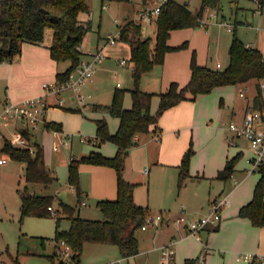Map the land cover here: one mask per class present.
Returning a JSON list of instances; mask_svg holds the SVG:
<instances>
[{
    "label": "rangeland",
    "instance_id": "1",
    "mask_svg": "<svg viewBox=\"0 0 264 264\" xmlns=\"http://www.w3.org/2000/svg\"><path fill=\"white\" fill-rule=\"evenodd\" d=\"M86 1L89 9L79 14L81 20L91 24V29L81 45V50L84 52L95 51L99 46L104 45L105 39L109 35L117 36L120 24L126 21L125 15L129 13V19H134L137 9L144 3V0H131L130 2L118 0ZM175 1L179 3L187 2L195 13L201 6V0ZM257 8V3L254 0H221L218 8L209 9L214 13H218L219 17L218 19H212L208 28L200 24L196 27L173 30L169 39L170 46H179L184 43H187V46L168 51L162 64H156L150 71V75L145 76L144 74L142 76L139 82L140 87L143 89L144 83L153 77L164 75L167 79L166 82H168L165 90L169 88L172 82L185 84L173 78L187 75L189 77L188 81L190 80L191 62L194 55L199 64L216 68V63L219 61L223 67L227 66L230 62L229 49L235 34L245 44H250L253 47L259 46L264 50V9L261 12L260 10L256 11ZM253 10L256 12L254 13ZM208 15H210V12L207 9L203 19H207ZM222 19L236 26L230 31L216 22ZM250 23L254 26H250ZM256 26H260L262 29L259 30ZM156 29V21L144 24L143 35L152 38L155 42ZM52 38L53 29L49 27L46 29L44 41H52ZM123 44L125 43L117 42L114 46ZM114 46H108L106 50ZM259 47L256 48L260 49ZM87 58H89L88 55L84 57V59ZM63 63L68 64L69 62ZM133 84L129 64L122 65L119 60L115 61L105 57V60L97 66L93 81L84 87V91L93 96L92 105L83 108L82 111L67 110L63 107L55 110L60 118H64L63 122L70 132L81 133L86 138L84 142L77 141L74 143L72 153L76 157L80 158L92 151V144L97 141L95 119L105 115L110 131L112 133H114L113 131L116 132L120 120L108 113L104 106L112 102L116 89H124L125 102L132 105L130 90ZM238 86L243 87L246 91L245 98L239 95ZM238 86H223L220 89H213L208 94L199 95L203 115L201 118L198 117L199 125L194 129L193 137L190 136L194 153L190 159L187 175L181 176L179 167L161 165L162 168H157L160 165L153 166L148 161L144 164L145 150L143 144L133 146L129 151L126 165L130 169H127L125 176L137 184V195L143 201V206L149 205L152 211V213H149L150 216L161 213L165 218L158 227L145 222L148 229L137 231L140 239L139 253L129 263L125 259L122 264H159L161 255L157 247L167 237L168 232L180 239L179 228L182 229V225H177L173 222V219L181 214V207L185 208L186 217L189 219L207 214L211 199L219 193H222V195L230 193L232 200V205L224 207L221 211V227L217 230H202V244L194 238L183 239L179 243L176 242L174 245L176 264H183L187 258H198V262L201 264H248L245 260H237V253L264 257V225L258 226L249 219L241 220L240 218L231 217L228 212L242 201L253 198L255 187L261 178V172L255 171L247 178L243 171L238 172V177L245 179V181L235 190H230L231 182L210 181L213 172H216L219 164L225 163L227 157L233 159L239 155L236 164L238 170L249 167L245 157L241 155L242 149L229 145L227 137L230 131L226 126L231 120L233 109L242 111L244 101L245 104L249 103V96L256 91V82L252 80L247 84ZM5 89V85L0 84V95L4 93ZM95 101L102 105V110L94 108ZM157 109L158 106L153 113ZM64 111L67 115L63 114ZM51 115L52 109L47 113V117L50 118ZM37 129L38 140L45 144L47 167L59 178L58 182L51 185V189L65 202L71 205L78 204L76 190L71 188L68 180L69 163L65 164L64 160L70 159L71 151L63 146L59 152H50L56 139L53 140L51 132L44 131L42 123ZM44 132L46 136H43V138L42 134ZM2 143L3 140L0 138V147ZM100 151L106 156H114L117 148L111 141H106L101 144ZM0 155L4 156L1 151ZM97 166L99 165L83 163L79 167L80 187L82 192L87 194V199L83 195L87 206L80 204L79 208H81L82 216L92 219L102 218L97 202L103 199L101 195L102 186L107 185L104 178H100L88 170ZM144 166H149L152 169L149 179H145L141 171ZM100 167L112 170L117 184L116 170L109 166ZM22 172V163L19 161L10 160L3 167L0 166V253L2 238L5 242L4 248H6L4 254L7 258L13 260V263L16 264L15 261H17L20 264H51L47 254L51 251L52 241H48L49 245L45 249L41 246V239L38 236L53 238L56 231V220L53 217L26 216L23 219L19 217L20 198L16 192L15 182ZM223 188L226 190L223 191ZM169 217H172V220L167 223ZM68 224L69 220L63 217L60 228L64 229ZM121 257V251L115 244L88 243L85 244L80 264H100Z\"/></svg>",
    "mask_w": 264,
    "mask_h": 264
},
{
    "label": "trees",
    "instance_id": "2",
    "mask_svg": "<svg viewBox=\"0 0 264 264\" xmlns=\"http://www.w3.org/2000/svg\"><path fill=\"white\" fill-rule=\"evenodd\" d=\"M130 2L131 0H118ZM146 1V0H144ZM263 10L264 0H254ZM221 0H201V6L195 13L187 2L179 3L175 0L166 2L156 19V39L143 35V25L127 18L119 30V41L126 42L131 48L130 62L133 67V87L130 90L132 105L124 106V89H116L112 102L105 105L113 116L120 118L119 127L112 133L106 117L95 119L96 146L111 141L117 146L114 156H106L100 150H92L80 158L73 157L69 163V183L78 195V204L71 205L53 194H38L30 184L41 183L50 186L56 176L47 167L43 145L35 140L34 129L28 127L21 132L34 148L17 146L9 136H5L1 152L7 158L25 163V184L18 189L21 197V217H53L56 219L55 236L52 239L66 240L76 251L75 264L81 262L86 243L115 244L119 247L122 257L129 259L140 251V240L137 231L145 224L149 214L147 207L136 203L134 191L136 183L126 179L124 170L126 158L130 149L138 141L136 136L157 132L163 114L173 106L186 99H194L201 94H208L215 88L230 85H244L250 81L256 82L254 106H264V92L261 84L264 82L263 52L251 45L245 44L235 34L230 45V62L221 68H211L206 64H199L195 55L191 62V78L185 84L172 82L169 88L159 93V105L155 113L152 112L154 92L144 90L139 82L142 76L149 73L156 64H162L166 53L187 46H170L171 32L184 27H196L202 24L207 9L218 8ZM89 5L86 0H0V62L13 61L21 51L23 42L42 43L47 28L53 29V38L49 46L50 54L58 63L69 62L67 69L58 71L56 80L65 81L70 74L85 60L88 55L81 50L82 42L91 29V24L80 19L79 14L87 11ZM95 109L103 108L94 104ZM67 110L82 111L80 108L65 107ZM44 128L48 131H62V123L46 122ZM194 150L192 143L184 152L180 169L181 176L189 173L190 159ZM239 155L229 159L219 171L218 177L227 181L236 170ZM83 163L99 166H109L116 170L117 197L115 199H101L97 207L102 218L92 219L84 217L79 212V205L84 196L80 187L79 167ZM261 178L257 183L253 198L241 206L239 216L249 218L253 224L264 225V166L261 167ZM55 205V207H54ZM52 206L55 212L49 207ZM63 217L70 221L68 229H61ZM49 239V240H52ZM44 244L48 238L41 237ZM56 252L51 256L53 264L57 262ZM255 260L251 261L254 262ZM18 264L17 261H15ZM183 264H198V258H187Z\"/></svg>",
    "mask_w": 264,
    "mask_h": 264
},
{
    "label": "crops",
    "instance_id": "3",
    "mask_svg": "<svg viewBox=\"0 0 264 264\" xmlns=\"http://www.w3.org/2000/svg\"><path fill=\"white\" fill-rule=\"evenodd\" d=\"M258 10L263 12V10H261L259 7L257 8L256 11H258ZM256 11L253 10L254 13ZM129 17H130L129 13H127L125 15V19H127ZM123 24H120V27ZM249 25L254 26V24H251V23ZM206 27L208 28L209 26H206ZM256 28L259 30L262 29V27H260V26H258V27L256 26ZM51 42H52L51 40L43 41L40 44L31 43V42H23L22 51L16 59H14L13 61L0 62V84L5 85V87H6V89L4 90V93L2 95H0V112L2 111L3 105L7 100L20 101V100L25 99L27 97L36 96V95H40V94L44 93V89L42 87V84L44 82L55 81L57 72L67 69V67L69 66V63L68 64L67 63L64 64L63 62L58 63L55 59L52 58V56L50 54V49H49ZM118 42H123V41H118ZM124 43L125 44H123L121 46H118V45L114 46L113 45L114 47H111L107 50H106V48H107L106 47L105 48V50H106L105 55H106V58L108 57L109 59L115 60V61L119 60V62L121 59H126L127 62L125 64H122V65L129 64L131 67V71L133 72V67H132V64L130 62L131 48H130L129 44H127L126 42H124ZM256 47H259V46H256ZM261 51L264 53V50L261 49ZM150 73L151 72L146 73L145 76L150 75ZM132 77H133V75H132ZM173 79H178L179 81L186 83L188 81L189 77L187 75H184V76H176ZM166 81H167V79L164 75L162 77H159V76L153 77L152 79H150L149 81L144 83V86H143L144 90L151 91V92L155 93V96H154L153 101H152V107H151L152 112L155 111V109L158 106L159 93L164 91L167 87L166 85L168 82H166ZM202 95H204V94H202ZM255 95H256V91H254V93L251 96H249V103L245 104V101H244V106L242 107L243 108L242 111H239L238 109H233L232 115H231V120L229 121V123L231 121H241L242 120L246 107L250 106V105H254ZM199 97L200 96L198 95L196 99L194 98V99L183 100L179 104L168 109L163 114L162 118L160 119L159 125L161 127V130H159L157 132L139 134L136 136L138 143L135 146H138L140 144L144 145V150H145V153L143 156L144 164H145V162L148 161L149 163H152L153 166L160 165L157 168H162L161 165L180 168V164H181L184 152L189 147V143H192V139L190 140V136L193 137V131L196 128V126L199 125L198 117L201 118L203 115V113H202L203 109L200 107ZM156 98H157V100H156ZM95 104L102 106L101 104H99L98 101H95ZM106 105H109V104H106ZM124 106H125V108L131 107V104L128 105L125 102V97H124ZM65 107L77 108V104L74 101L69 100L68 103H66ZM65 107H63V108H65ZM57 108H60V107L49 108L47 110V113L49 112V110L52 109V115L49 118V116L47 117V114H46V119H47V122L56 121V122L62 123L63 130L62 131H56V130L48 131V130H45V128H44V131L45 132H51L53 134V140H54V138L56 139L53 142V146L51 147L50 152H52V151L53 152H59L63 146L66 147L67 149H69V151H71L70 152V154H71L70 159L69 160L64 159L65 164H66V163H70V160L72 159V157H76V155H74V153H72L74 143L77 141L84 142V140H82V134L81 133L70 132V130L67 129V127L65 126V123L63 122L64 118H60L59 114L55 112V110ZM100 110H102V108H100ZM105 110L108 113H110L107 109H105ZM63 114L67 115L66 112ZM64 117L66 118V116H64ZM103 117H106V116L104 115ZM58 119H60V120H58ZM119 120H120V118H119ZM7 128H8V130H7ZM7 128L4 129V136L0 137L3 140L2 146L4 144L5 136L10 137L11 132H13V133L21 132L25 128V122L24 121H11L10 125ZM37 130L38 129H34V133H35L34 139L35 140H38V134H36ZM45 132L42 134V137L46 136ZM113 132H115V131H113ZM95 133H96V131H95ZM154 142H156V143H154ZM40 143L43 145L44 152H45V144L43 142H40ZM228 143H229V145L237 146V147H240L242 149L241 155H243L245 157L247 164H249V167L245 168L244 170H240V169L238 170V168H237L229 180H227V181L221 180V179L217 178L218 173L224 167L226 162L229 160L227 157L225 163L222 162L221 164H219L216 172H213L214 174H212L210 181L213 182L215 180H219L222 182H231L230 190H235V189L239 188L245 181V179L238 177V175H237L238 172L243 171L246 175V178H247V176L252 175L251 173H254V172H249L250 159L253 157L254 152L251 149L250 144L246 139L236 138L234 144H232L230 142H228ZM55 145H57L59 148L55 149L54 148ZM92 145H93V149L91 148V150H101V145L96 146L95 142H93ZM2 146L0 147V151L2 149ZM116 148H117V146H116ZM45 155H46V152H45ZM0 156H2V155H0ZM76 158H78V157H76ZM45 159H46V157H45ZM10 160H13V159L7 158L6 163L0 164V166L3 167ZM14 161H17V160H14ZM19 162L22 163L23 172L20 176H18L17 181L15 182V188H16V192L18 193L19 198H20L19 217H21V211H20L21 197H20L18 189L21 188L23 186V184H25V163L22 161H19ZM127 169L129 170L130 168L127 167V165H126L125 170H124L125 175L128 171ZM88 170L92 171L96 176L105 179L107 185L102 186V189H101L102 198L103 199L104 198L115 199L116 198L117 184L115 182V177H114V173L112 172V170L105 168V167H100V166L93 167L92 169H88ZM151 170L152 169L149 166H144L141 169L145 179L146 178L149 179L151 177ZM259 172H261V171L259 170ZM261 176H262V174H261ZM126 179L129 180L130 182L135 183L134 181L130 180L129 177H126ZM58 181H59V178L57 177L56 180L52 184H54ZM144 183H145V180H144ZM51 185L46 187L44 184L36 183V184H30L29 186L31 187V189H33L38 194H47L48 193V194H53V195L59 197V195L56 192H54V190L51 189ZM70 186H71V188L75 189L71 184H70ZM136 189H137V187L135 188V191H134V199H135L136 203L142 205L143 201L141 200V198L138 197V195H137L138 192L136 191ZM225 190L226 189L223 188V191H225ZM229 194H227V195H229ZM83 195L87 199V194H85V192L83 193ZM219 195H222V193H219L218 195L214 196L211 199V202L214 199H216ZM229 198H230V195H229ZM230 200H231V198H230ZM251 200H252V198L249 200L248 199L244 200L241 203L237 204L236 207L228 210L231 217L240 218L241 220L249 219L246 217L239 216V210H240L241 206L250 202ZM83 202H85V203H83ZM83 202L81 203V205L83 204V205L87 206V202L85 199L83 200ZM231 205H232V200H231ZM146 207L148 209V212L152 213L149 205H147ZM78 210L81 214V208H79ZM87 218H89V217H87ZM168 222H169V220H167V223ZM69 227H70V221H69L68 226L64 227V229H68ZM220 227H221V223H218L217 225L208 226L207 229L217 230ZM147 229H148V227H147ZM147 229H142V230H147ZM179 232L181 234L180 239H177L171 232H168L167 237L157 247V250L160 252V247L163 244L170 242L171 240H175V242L179 243L183 239H187V238L196 239L194 236L188 235L186 232V229L183 226H182V229L179 228ZM38 237H40V239H41V237L48 238V240H46L44 244L42 243V240H41V246L43 248L47 249V247L49 245L48 241H49V239H52V238H49L47 236H38ZM196 240L202 244V241H200L198 239H196ZM1 241H2V249H1V253H0V262H2V264H15V263H13V260H11L10 258H7L6 254H4V252L6 250V248H4L5 242L2 240V238H1ZM86 244H88V243H86ZM92 244H95V243H92ZM52 245L53 244L51 243V251L47 254V256L49 257V260L51 261V264H53L52 260H51V256L55 253L54 246H52ZM241 255L242 254L237 253L236 259L240 260V261L243 260L240 258ZM132 258L133 257L126 259V262L129 263ZM107 262L108 261L103 262V263H107ZM245 262H248V264H263L261 262V260H259V259H255L254 262H250V261H245ZM18 264H20V263H18ZM198 264H201V263L198 262Z\"/></svg>",
    "mask_w": 264,
    "mask_h": 264
},
{
    "label": "built area",
    "instance_id": "4",
    "mask_svg": "<svg viewBox=\"0 0 264 264\" xmlns=\"http://www.w3.org/2000/svg\"><path fill=\"white\" fill-rule=\"evenodd\" d=\"M168 1L169 0L145 1L137 9L133 20L142 25L156 21L158 15L162 11L163 5ZM208 12H210V15L207 16L209 19H202V24L204 26H208L212 19H218L219 17L218 13H214L209 9ZM216 22L219 25L225 26L230 31L233 30L235 26L223 19ZM119 36V34L117 36L109 35L104 45L99 46L95 51L91 50L86 52L89 58L85 59L82 64L76 67L67 80L62 82H58L57 80L53 82H44L42 84L44 93L40 95L27 97L20 101L7 100L0 112V137L4 136V129L10 125L11 121H24L25 128L30 127L32 129H37L41 123L44 125L47 122L46 114L49 108L65 107L69 100L74 101L80 109L92 105L93 96L90 93H86L84 87L93 81L97 66L105 60V48L116 45L119 41ZM247 45L249 46V44ZM126 62V59L120 60L121 64H125ZM216 67L221 68L223 65L218 61ZM261 87L264 92V82L261 84ZM238 88L239 95L245 98L246 91H244V88L239 86ZM65 94L66 96H64ZM227 128L230 131L227 137L228 142L234 144L236 138H243L249 142L254 152L253 157L250 159L249 172L259 171L261 167L264 166V106L262 108H256L254 105L247 106L242 120L231 121L228 123ZM85 139L86 138L82 136V140ZM11 140L15 145L28 147L31 153H34V148L22 132H11ZM54 148L58 149L59 147L55 145ZM6 161V156H0V164H4ZM230 205L231 200L229 195H219L211 202L207 214L189 219L186 217L185 208L182 207L181 214L175 217L173 222L177 225H182L186 229L188 235L194 236L196 239L202 241L201 231L207 229L210 225H217L220 223L222 220V209ZM49 209L55 212L52 206H50ZM164 218V215L161 213L156 216H150L149 214L146 223L149 222L158 227ZM168 220H172V217H169ZM146 223L143 224L142 229H147ZM51 241L57 255V262L75 264L74 256L76 255V251L66 240L52 239ZM175 243V240H171L160 247V264H176ZM240 258L250 262L259 259L264 264V257H257L253 254H242ZM125 259L126 258L122 257L111 262L100 264H122ZM204 259L205 257L203 256V261Z\"/></svg>",
    "mask_w": 264,
    "mask_h": 264
},
{
    "label": "bare ground",
    "instance_id": "5",
    "mask_svg": "<svg viewBox=\"0 0 264 264\" xmlns=\"http://www.w3.org/2000/svg\"><path fill=\"white\" fill-rule=\"evenodd\" d=\"M255 104V103H254Z\"/></svg>",
    "mask_w": 264,
    "mask_h": 264
}]
</instances>
